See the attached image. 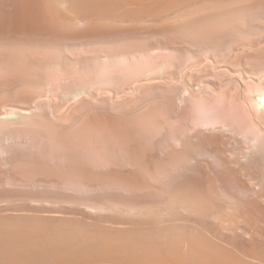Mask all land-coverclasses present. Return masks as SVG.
Wrapping results in <instances>:
<instances>
[{"label":"rangeland","instance_id":"374dc122","mask_svg":"<svg viewBox=\"0 0 264 264\" xmlns=\"http://www.w3.org/2000/svg\"><path fill=\"white\" fill-rule=\"evenodd\" d=\"M28 1L0 0L1 207L14 208L21 203L22 206L28 203L34 207L42 203L48 207L54 202L51 205L56 207L63 204L72 207L71 204L75 203V208L76 202H85V205L90 202L97 208L98 204L110 202L109 209L113 203L112 209L118 210L121 207L117 208L115 204L119 202L120 206L130 203L127 208L137 205L138 210L150 203L147 209L150 210L151 205L152 209L156 206L152 201L158 204L162 200L161 205H157L162 206L171 193L179 195L175 193H180V189L188 186L187 189L191 190L195 186L192 191L196 187L201 188L194 190L199 198L200 193L207 198L212 195L213 198L209 199L215 209L219 210L221 206V209L231 211L228 215L236 218L233 221L236 220L239 227L242 225L244 228L245 225L249 230L252 227L247 232H254V236L264 233V119L257 105L258 95L264 89V0H248L252 2L250 4L241 0V5L233 2L236 9L232 8L233 4L227 3V9L222 4L224 10L220 6L217 10L214 7L216 11L211 14L202 9L205 13L201 14L198 9L194 13L196 16L192 17V12L186 14L194 19L190 21L189 16H185L184 20L189 22L183 18L180 22L178 16L175 19L177 24L163 20L166 24L159 17L150 19L159 18L158 23L161 20L162 26L161 21L157 25V19H154L156 24L153 21L149 24L147 19L146 22L138 21L140 25L126 19H120L121 22L112 20L111 23L103 20L110 23L104 24L102 19L94 18L96 21H93L88 17L94 23L90 27L87 23L91 21L86 17L75 16L77 22L73 21L76 25L68 21L69 31L59 29L61 34L51 29L52 26L48 28V22L44 21L47 18L43 19L46 6L53 8L58 0ZM63 2L58 4L63 6ZM212 10L213 7L211 10L208 8V11ZM37 20H42L40 23L45 26ZM69 26L72 29L76 27L75 33ZM112 27L117 28L114 30ZM13 54L14 59L10 58ZM37 56L43 58L38 59ZM22 112L23 118L19 116ZM17 113L19 117L15 116ZM51 115L54 119L50 118ZM161 165L165 172L156 174ZM187 189L185 192L180 190L181 194L192 195L193 192L188 193ZM78 204L76 207L81 206ZM131 211L133 214L136 212ZM229 217L224 218L229 220ZM249 234L246 233L247 236ZM252 235L248 238L258 237L253 238Z\"/></svg>","mask_w":264,"mask_h":264},{"label":"bare ground","instance_id":"6f19581e","mask_svg":"<svg viewBox=\"0 0 264 264\" xmlns=\"http://www.w3.org/2000/svg\"><path fill=\"white\" fill-rule=\"evenodd\" d=\"M28 1V0H27ZM34 1V0H33ZM43 1V0H42ZM41 1V2H42ZM63 6H60L59 3L62 2V0L55 1L56 6L53 8H48L51 5H48V3L43 5V3H40L42 6H46V13L45 10H43V19L47 18L44 21H47L46 26L49 28L52 26L51 29H54L55 31L60 33L59 29H65L68 30V24L67 22H77L76 17H83L85 19L91 18L92 20L94 18L102 19L103 20H109L118 22V20H133L135 23L137 22L140 25V21L144 20L145 22L148 20V23L151 24L149 21H155L150 20L152 17H159L162 21H174L177 16L179 17V21H187L184 20V17L187 16L186 14L189 12H192L191 16L193 17L196 14V10L202 9L205 12H210V14L214 11H216L219 6L222 7L225 6L226 9L229 5V3L232 8L236 5H241V0H64ZM248 1V0H245ZM254 1V0H253ZM257 1V0H256ZM259 1V0H258ZM263 1V0H261ZM29 2V1H28ZM51 2V1H50ZM232 2V3H231ZM235 4H234V3ZM264 2V1H263ZM27 3V2H26ZM36 3V2H35ZM226 3V5H224ZM249 1L247 2V4ZM252 3V2H250ZM249 3V4H250ZM33 4V2L31 3ZM50 4V3H49ZM53 4V3H52ZM223 4V6H221ZM246 4V3H245ZM261 4V3H260ZM263 4V3H262ZM30 4H28L29 6ZM55 4H53L54 6ZM252 5V4H251ZM230 6V7H231ZM243 6V5H242ZM245 6V5H244ZM248 6V5H247ZM257 6V5H255ZM36 7V6H35ZM33 6V8H35ZM40 7V6H39ZM213 7L212 11L211 10ZM216 7V10H214ZM218 7V8H217ZM224 7V8H225ZM264 7V6H263ZM32 8V9H33ZM205 8V9H204ZM207 8V9H206ZM211 8V9H210ZM230 8V9H232ZM235 8V7H234ZM241 8V7H240ZM249 8V6H248ZM251 8V7H250ZM259 8V7H258ZM262 8V7H261ZM28 9V8H27ZM39 9V8H38ZM42 9V8H41ZM49 9V10H48ZM220 9V8H219ZM236 9V8H235ZM234 9V10H235ZM238 9V8H237ZM198 11L201 12V14L205 13L204 11ZM207 10V11H206ZM224 10V9H222ZM229 10V9H228ZM252 10V9H251ZM259 10V9H258ZM30 11V10H29ZM38 11V10H36ZM40 11V10H39ZM195 11V12H193ZM220 11V10H219ZM231 11V10H230ZM256 11V8H255ZM28 12V11H27ZM32 12V11H31ZM30 12V13H31ZM41 12V11H40ZM39 12V13H40ZM197 12V15L200 13ZM203 12V13H202ZM218 12V11H217ZM234 12V11H233ZM29 13V12H28ZM42 13V12H41ZM195 13V14H194ZM239 12H237L238 14ZM256 13V12H255ZM33 14V13H32ZM207 14V13H206ZM209 14V13H208ZM218 14V13H217ZM224 15V13H222ZM236 14V15H237ZM38 15V14H37ZM42 15V14H41ZM205 15V14H204ZM204 15H200L204 17ZM213 15V14H212ZM234 15V14H232ZM242 15V14H240ZM239 15V17H240ZM46 16V17H45ZM170 16H174V18H171ZM189 16V17H188ZM188 20H192L190 18V15H188ZM196 16V15H195ZM235 16V15H234ZM257 16V15H256ZM264 16V15H263ZM74 17V18H73ZM150 17V18H149ZM200 17V18H202ZM205 17H207L205 15ZM223 17V16H222ZM245 16H243L244 18ZM149 18V19H148ZM157 19V23L158 20ZM169 18V19H168ZM181 18V19H180ZM199 18V19H200ZM208 18V17H207ZM219 18V17H218ZM226 18V17H225ZM232 18V17H231ZM231 20L232 22V19ZM235 18V17H234ZM242 18V16H241ZM27 19V18H26ZM35 19V18H34ZM38 19V17H37ZM75 19V20H74ZM89 20V22L91 21ZM147 19V20H146ZM172 19V20H171ZM198 19V18H197ZM212 19V18H211ZM257 19V18H256ZM263 19V18H262ZM32 20V19H31ZM74 20V21H73ZM84 20L81 18V21ZM87 20V21H88ZM95 20V19H94ZM93 20V21H94ZM95 20V21H96ZM120 20V22H121ZM125 20V21H126ZM160 20V21H161ZM194 20V19H193ZM204 20V19H202ZM213 20V19H212ZM228 20V19H227ZM228 20V21H229ZM236 20V19H235ZM240 20V19H239ZM39 21V20H37ZM42 22V20H40ZM39 21V23H40ZM80 21V20H79ZM93 21L90 23H87L90 27H93L94 24ZM124 21V20H123ZM130 21V22H131ZM139 21V22H138ZM159 21V23H160ZM161 26L164 25L162 24ZM163 21V22H166ZM178 21V20H177ZM197 21V20H196ZM227 21V22H228ZM234 21V20H233ZM246 21V20H245ZM255 21V20H254ZM23 22V21H22ZM74 22L73 25H76ZM84 22V21H83ZM100 22V21H98ZM97 22V23H98ZM172 22V23H174ZM179 22V23H180ZM189 22V21H187ZM186 22V23H187ZM205 22V21H204ZM213 22V21H212ZM221 22V21H220ZM236 22V21H235ZM234 22V23H235ZM247 22V21H246ZM256 22V21H255ZM262 22V21H261ZM32 23V22H31ZM45 23V22H44ZM85 23V22H84ZM92 23V25H91ZM107 23V22H106ZM104 22V24H106ZM111 23V22H110ZM107 23V24H110ZM127 23V21H126ZM147 23V24H148ZM155 23V22H154ZM157 24L158 26L160 24ZM170 23V26L171 24ZM176 23V22H175ZM178 23V22H177ZM176 23V24H177ZM209 23V22H208ZM214 23V22H213ZM212 23V24H213ZM217 23V22H216ZM215 23V24H216ZM230 23V21H229ZM228 23V24H229ZM26 24V22H25ZM33 24V23H32ZM38 24V23H37ZM41 24V23H40ZM40 24L38 26H40ZM81 24V22H79ZM96 24V23H95ZM113 24V23H112ZM116 23L115 25H117ZM133 24V23H131ZM130 24V25H131ZM137 24V25H138ZM148 24V25H149ZM156 24V23H155ZM167 24V22H166ZM183 24V23H182ZM211 24V25H212ZM220 23H218L219 25ZM227 24V23H226ZM227 24V25H228ZM241 24V23H240ZM27 25V24H26ZM42 25V24H41ZM78 25V24H77ZM84 25V24H83ZM86 25V23H85ZM99 25V24H98ZM97 25V27H98ZM120 25V24H118ZM124 25V23L122 24ZM126 25V24H125ZM124 25V26H125ZM135 24V26L137 27ZM144 25V22H143ZM146 25V24H145ZM173 25V24H172ZM175 25V24H174ZM179 25V24H178ZM207 25V24H205ZM204 25V26H205ZM214 25V24H213ZM224 25V24H223ZM230 25V24H229ZM237 25V24H236ZM261 25V24H260ZM24 26V25H23ZM22 26V27H23ZM34 26V25H33ZM37 26V27H38ZM43 26V25H42ZM45 26V25H44ZM43 26V27H44ZM67 26V29L64 28ZM72 26V25H71ZM102 26V25H100ZM99 26V28H100ZM106 26V25H105ZM104 25L102 26L105 27ZM132 26V27H135ZM157 26V27H158ZM168 26V25H166ZM176 26V25H175ZM174 26V27H175ZM184 26V25H183ZM208 26V25H207ZM216 26V25H215ZM238 26V25H237ZM244 26V25H243ZM42 27V28H43ZM70 27V26H69ZM73 27V26H72ZM75 27V26H74ZM95 27V25H94ZM96 27V28H97ZM111 27V26H109ZM119 27V26H118ZM145 28V26H143ZM149 27V26H147ZM146 27V28H147ZM153 27V26H151ZM156 27V26H154ZM164 27V26H163ZM193 27V26H192ZM221 27V26H220ZM223 27V26H222ZM225 27V26H224ZM242 27V26H241ZM251 27V26H250ZM16 28V27H15ZM29 28V27H27ZM27 28L25 30H27ZM34 28V27H33ZM47 28V29H48ZM71 28V27H70ZM69 28V29H70ZM84 28H87L85 26ZM97 28V29H99ZM106 29H109L108 27H105ZM114 28V27H112ZM117 28V27H115ZM114 28V30H116ZM122 29V26L120 27ZM126 28V27H124ZM129 28V27H128ZM127 28V29H128ZM131 28V27H130ZM150 28V27H149ZM159 28V27H158ZM169 28V27H168ZM184 28V27H183ZM227 28V27H226ZM258 28V27H257ZM1 29V28H0ZM9 29V28H8ZM24 29V28H23ZM45 29V28H44ZM43 29V30H44ZM46 29V30H47ZM72 29V28H71ZM70 29V30H71ZM76 30V27L74 28ZM72 29L71 32L74 30ZM82 29V28H81ZM139 29V28H138ZM157 29V28H156ZM179 29V28H178ZM177 29V30H178ZM190 29H192L190 27ZM203 29V28H202ZM209 29V28H208ZM207 29V30H208ZM211 29V28H210ZM216 29V28H215ZM213 29V31L215 30ZM238 29V28H237ZM252 29V28H251ZM20 30V29H19ZM36 28L34 29V31ZM49 30V29H48ZM74 30V33H75ZM80 30V29H77ZM88 30V29H87ZM85 30V31H87ZM92 30V29H90ZM101 30V29H100ZM120 30V29H119ZM130 30V29H129ZM134 30V29H133ZM140 30V29H139ZM163 30V28H162ZM173 30V29H172ZM220 30V29H219ZM218 30V32H219ZM224 30V29H223ZM40 31V30H39ZM50 31V30H49ZM52 31V30H51ZM84 33V29L81 30ZM80 31V32H81ZM104 31V30H101ZM106 31V30H105ZM111 31V30H110ZM124 32V30L122 29ZM121 31V32H122ZM127 31V30H126ZM125 31V32H126ZM131 31V30H130ZM129 31V32H130ZM148 31V29H147ZM187 31V30H186ZM222 31V28L221 30ZM28 32V31H27ZM41 32V31H40ZM56 32V34H57ZM63 32V31H61ZM79 32V33H80ZM81 32V33H82ZM114 32V31H112ZM118 32V30L116 31ZM169 32V31H168ZM198 32V31H197ZM216 32V31H215ZM48 33V32H47ZM53 33V31H52ZM66 33V32H65ZM72 33V34H74ZM94 33V31H93ZM96 33V32H95ZM94 33V34H95ZM101 33V32H100ZM104 33V32H103ZM110 33V32H109ZM120 33V32H118ZM139 33V32H138ZM178 33V32H177ZM181 33V32H180ZM192 33V32H190ZM205 33V32H204ZM208 33V32H207ZM259 33V32H258ZM257 33V34H258ZM263 33V32H262ZM63 34V33H62ZM70 34V35H72ZM91 34V33H90ZM186 34V33H185ZM201 34V33H200ZM197 34V35H200ZM213 34V33H212ZM230 34V33H229ZM66 35H69L68 32ZM83 35V34H82ZM81 35V36H82ZM86 34L84 33V36ZM140 35V34H137ZM194 35V34H192ZM206 35V34H205ZM215 35V33H214ZM79 36V35H78ZM77 36V37H78ZM87 36V35H86ZM99 36V35H98ZM123 36V35H122ZM127 36V35H126ZM146 36V35H145ZM183 36V35H182ZM186 36H188L186 34ZM196 36V35H195ZM210 36V35H209ZM229 36V35H228ZM251 36V34H250ZM262 36V35H261ZM17 37V36H16ZM93 37V36H92ZM100 37V36H99ZM132 37V36H131ZM192 37V36H191ZM202 37V36H201ZM199 36V38L201 39ZM207 37V36H206ZM233 37V36H232ZM239 37V36H238ZM237 37V38H238ZM23 38V36H22ZM124 38V37H123ZM134 38V37H133ZM146 38V37H145ZM187 38V37H186ZM196 37H194L195 39ZM208 38V37H207ZM215 38V36H214ZM212 38V39H214ZM217 38V36H216ZM234 38V37H233ZM114 39V38H113ZM223 39V38H222ZM253 39V38H252ZM7 40V39H6ZM110 40V39H109ZM121 40V39H120ZM173 40V39H172ZM191 40V39H190ZM198 40V39H197ZM205 40V38L203 39ZM208 40V39H207ZM218 40V39H217ZM19 41V40H17ZM14 41V42H17ZM26 41V40H25ZM37 41V40H35ZM104 41V40H103ZM108 41V40H107ZM206 41V40H205ZM221 41V40H220ZM219 41V42H220ZM244 41V40H243ZM10 42V41H9ZM21 42V40H20ZM42 42V41H41ZM97 42V41H96ZM155 42V41H154ZM195 42V40H194ZM200 42V41H199ZM210 42V41H209ZM218 42V41H217ZM4 43V42H3ZM19 43V42H18ZM24 43V41H23ZM22 43V44H23ZM27 43V42H26ZM31 43V42H29ZM34 43V40H33ZM40 43V42H39ZM52 43V42H51ZM120 43V42H119ZM126 43V42H125ZM150 43V42H149ZM160 43V42H159ZM253 43V42H252ZM42 44V43H41ZM47 44V43H46ZM50 44V43H49ZM56 44V42H55ZM98 44V43H97ZM129 44V43H128ZM192 44V43H191ZM198 44V43H196ZM247 44V43H246ZM19 45V44H18ZM33 45V44H32ZM62 45V44H61ZM200 45V44H199ZM231 45V44H229ZM8 46V45H7ZM28 46V45H27ZM115 46V45H114ZM130 46V45H129ZM128 46V47H129ZM141 46V45H140ZM185 46V45H184ZM192 46V45H191ZM228 46V45H227ZM244 46V45H243ZM14 47V46H13ZM46 47V46H45ZM120 47V46H119ZM122 47V46H121ZM180 47V46H179ZM40 48V47H39ZM82 48V47H81ZM255 48V47H254ZM10 49V48H9ZM73 49V48H72ZM101 49V48H100ZM119 49V48H117ZM125 49V48H124ZM69 50V49H68ZM109 50V49H108ZM116 50V49H115ZM146 50V49H145ZM41 51V50H40ZM74 51V50H73ZM167 51V50H166ZM2 52V51H1ZM0 52V53H1ZM4 52V51H3ZM8 52V51H7ZM6 52V53H7ZM15 53V51L13 50ZM39 52V51H38ZM67 52V51H66ZM75 52V51H74ZM165 52V51H164ZM176 52V51H175ZM240 52V51H239ZM10 53V52H8ZM29 53V52H28ZM34 53V52H33ZM77 53V52H76ZM116 53V52H115ZM209 53V52H208ZM11 54V53H10ZM16 54V53H15ZM17 53L16 55H18ZM41 54V53H40ZM52 54V53H51ZM89 54V53H87ZM91 54V53H90ZM114 54V53H113ZM120 54V53H119ZM118 54V55H119ZM168 54V53H167ZM9 55V54H8ZM45 55V54H44ZM68 55V54H67ZM170 55V54H169ZM208 55V54H207ZM232 55V54H231ZM20 56V55H19ZM18 56V58H19ZM43 56V55H42ZM60 56V54H59ZM122 56V55H121ZM175 56V55H174ZM238 56V55H237ZM14 54L12 57L13 58ZM31 57V56H30ZM38 57V56H37ZM37 57H35L37 59ZM54 57V56H53ZM61 57H64L61 55ZM217 57V56H216ZM3 58V56H2ZM16 57V59H18ZM34 58V57H33ZM34 58V59H35ZM43 58V57H38ZM45 58V57H44ZM57 58V57H56ZM73 58V57H72ZM14 59V58H13ZM15 59V61H16ZM30 59V58H28ZM52 59V57H51ZM50 59V60H51ZM122 59V58H121ZM178 59V58H177ZM222 59V58H221ZM21 60V59H20ZM54 60V59H53ZM89 60V58H88ZM100 60V59H99ZM168 60V59H167ZM26 61V60H25ZM35 61V60H34ZM84 61V60H83ZM11 62V60H10ZM220 63V62H219ZM13 64V63H12ZM47 64V63H46ZM53 64V63H52ZM1 65V64H0ZM28 65V64H27ZM51 65V64H50ZM6 66V65H4ZM43 65H40V67ZM8 67V66H6ZM57 67V66H56ZM62 67V66H61ZM141 67V66H140ZM1 68V67H0ZM21 68V67H20ZM26 68V67H25ZM163 68V67H162ZM172 68V67H171ZM5 69V68H4ZM15 69V68H14ZM18 69V68H17ZM51 69V68H50ZM10 70V69H9ZM25 70V69H24ZM47 70V69H46ZM225 70V69H224ZM263 70V69H262ZM4 71V70H3ZM12 71V70H11ZM48 71V70H47ZM52 71V70H51ZM54 71V70H53ZM9 72V71H8ZM14 72V70H13ZM17 72V71H16ZM36 72V71H35ZM44 72V71H43ZM42 72V73H43ZM234 72V71H233ZM2 73V72H1ZM166 73V72H165ZM5 74V73H4ZM1 75V74H0ZM19 75V74H17ZM260 75V73H259ZM4 76V75H3ZM2 76V77H3ZM239 76V75H238ZM257 76V75H256ZM261 76V75H260ZM30 77V76H29ZM48 77V76H47ZM241 77V76H239ZM263 77V76H262ZM39 78V77H38ZM1 79V78H0ZM8 79V78H7ZM16 79V78H15ZM102 80V79H101ZM253 80V79H252ZM37 81V80H36ZM259 81V80H258ZM221 82V81H220ZM1 83V81H0ZM39 83V82H38ZM230 83V82H229ZM239 83V82H238ZM245 83V82H244ZM248 83V82H247ZM219 84V83H218ZM6 85V84H5ZM248 85V84H246ZM258 85V84H257ZM263 85V84H262ZM261 85V89H262ZM41 86V85H40ZM89 87V86H88ZM13 88V87H12ZM23 88V87H22ZM93 88V87H92ZM229 88V87H228ZM258 88V87H257ZM2 89V88H1ZM260 89V90H261ZM259 90V88H258ZM4 91V90H3ZM66 91V90H65ZM64 91V92H65ZM79 91V90H78ZM208 91V90H207ZM260 94L258 95V108L260 109V115L264 119V89L261 90ZM7 92V91H6ZM213 92V91H212ZM74 94V93H73ZM81 94V93H80ZM238 94V93H237ZM248 94V93H247ZM78 95V94H77ZM2 96V95H1ZM67 96V95H66ZM236 96V94H235ZM234 96V97H235ZM233 97V98H234ZM253 97V96H252ZM47 99V98H46ZM63 99V98H62ZM55 100V99H53ZM238 100V99H237ZM26 101V100H25ZM120 101V100H119ZM38 102V101H37ZM121 102V101H120ZM42 106V105H41ZM1 107V106H0ZM251 107V106H250ZM3 108V107H2ZM55 108V107H54ZM51 109V108H50ZM252 110V109H250ZM4 111V110H3ZM39 111V110H38ZM37 111V113H39ZM13 112V111H12ZM32 112V111H31ZM30 112V113H31ZM35 112V111H33ZM21 113V112H20ZM41 113V112H40ZM34 114V113H33ZM51 114V112H50ZM10 115V114H8ZM14 115V114H13ZM12 115V116H13ZM55 115V114H54ZM66 115V114H65ZM15 116H18L15 114ZM14 116V117H15ZM23 118L24 112L19 115ZM18 116V117H19ZM35 116V115H34ZM53 115H51L50 118ZM36 117V116H35ZM34 117V118H35ZM7 118V117H6ZM31 119V118H30ZM54 119V118H53ZM10 120V119H9ZM51 120V119H50ZM5 121V119H4ZM55 121V120H53ZM59 123V122H58ZM76 132V131H75ZM74 132V134H75ZM2 133V132H0ZM8 143V142H7ZM6 145V144H5ZM8 145V144H7ZM196 146V145H195ZM236 148V147H235ZM257 148V147H256ZM7 149V148H6ZM254 151V150H253ZM259 154V153H258ZM249 158V157H248ZM251 158V157H250ZM130 159V158H129ZM245 160V159H244ZM76 161V160H75ZM78 161V160H77ZM263 161V160H262ZM73 162V161H72ZM164 162V161H163ZM248 162V161H247ZM77 163V162H76ZM130 163V162H129ZM80 164V163H79ZM86 165V164H85ZM115 165V164H114ZM121 165V164H120ZM84 166V165H83ZM88 166V165H87ZM90 166V165H89ZM241 166V165H240ZM246 166V165H245ZM91 167V166H90ZM84 168V167H83ZM89 168V167H88ZM41 169V168H40ZM76 169V168H75ZM82 169V168H81ZM115 169V168H114ZM121 169V168H120ZM190 169V168H189ZM259 169V168H258ZM96 170V169H95ZM144 169H142L143 171ZM149 170V169H148ZM166 170V169H165ZM44 171V170H43ZM141 171V170H140ZM230 171V170H229ZM37 172V171H36ZM82 172V171H81ZM99 172V171H97ZM104 172V171H103ZM158 172L164 173V167L161 165L158 169ZM83 173V172H82ZM95 173V172H94ZM117 173V172H115ZM148 173V172H146ZM151 173V172H149ZM44 174V173H43ZM78 174V173H77ZM103 174V173H102ZM105 174V173H104ZM110 174V173H109ZM118 174V173H117ZM32 175V174H31ZM34 175V174H33ZM75 175V174H74ZM82 175V174H81ZM87 175V174H85ZM96 175V174H94ZM106 175V174H105ZM108 175V173H107ZM151 175V174H150ZM153 175V174H152ZM202 175V174H201ZM60 176V175H59ZM78 176V175H77ZM97 176V175H96ZM114 176V175H113ZM76 177V176H75ZM102 177V176H101ZM107 177V176H106ZM145 177V176H144ZM152 177V176H151ZM258 177V176H257ZM51 178V177H50ZM91 178V177H88ZM95 177H93L94 179ZM105 178V177H104ZM103 178V179H104ZM109 178V177H108ZM143 178V177H142ZM161 178V177H160ZM54 179V178H53ZM71 179V178H70ZM97 179V178H96ZM146 179V178H145ZM101 180V179H100ZM105 180V179H104ZM243 180V179H242ZM95 181V179L93 180ZM118 181V180H117ZM121 181V180H120ZM83 182V181H82ZM103 182V181H102ZM107 182H109L107 180ZM111 182V181H110ZM96 183V182H95ZM174 183V182H173ZM172 183V184H173ZM263 183V182H262ZM53 184V183H52ZM91 184V183H90ZM94 184V183H93ZM134 184V183H133ZM118 185V184H117ZM128 185V184H127ZM169 185V184H167ZM189 185V184H188ZM197 185V184H196ZM103 186V185H102ZM138 186V185H137ZM165 186V185H164ZM170 186V185H169ZM104 187V186H103ZM107 187V185H106ZM162 187V186H161ZM183 187V186H182ZM185 187V186H184ZM188 188V186H186ZM195 187V186H193ZM192 187V188H193ZM208 187V186H207ZM125 188V187H124ZM163 188V187H162ZM167 188V186H166ZM176 188V187H175ZM174 188V189H175ZM186 188V189H187ZM187 189V192L190 191L193 192V194L185 195V188L180 189L183 190V194H181V191L179 195H173L171 193L166 198V201L164 200L162 202V206H157L158 204L161 205L162 200H157L156 203L152 204L154 207L152 209H148V206H150V203L147 207L146 204L143 205L142 208L137 209L134 205H130V208H127L125 205L121 204L119 205V202L115 204L117 208L121 207L120 211L117 209H112L113 203H111L112 207H108L109 203L104 204H98L97 208L95 203H87L85 205L83 202L78 204L76 202V205H83L81 207L73 208L66 206L63 204V206L56 207L55 205H48L42 206V203L36 207L35 205L25 204V206H22V203L14 206L13 202H11L14 206V208H3L0 205V264H264V243L262 237V233L259 235V233L254 236V232H247L249 229L248 227L241 228L233 221V219H236L234 217H229L231 215V211L228 212L226 210H223L219 207L215 209V206L212 205L209 198H213L211 194V197H206L204 194L197 192L198 196L196 195V192ZM199 188V189H198ZM196 190H201L200 187H198ZM96 189V188H95ZM104 189V188H102ZM170 190V188H167ZM185 189V190H184ZM203 189V188H202ZM211 189V188H210ZM215 188L213 187V190ZM204 190V189H203ZM98 191V190H97ZM131 191V190H130ZM166 191V190H164ZM172 191V190H170ZM170 191L168 193H170ZM178 191V190H177ZM209 191V188L207 189ZM220 191V190H219ZM159 192V191H158ZM158 192H156L158 194ZM210 192V191H209ZM155 193V194H156ZM161 193V192H160ZM163 193V191H162ZM211 193V192H210ZM216 193V192H215ZM220 193V192H219ZM46 194V193H45ZM207 194V193H206ZM222 194V192H221ZM25 195V194H24ZM160 195V194H159ZM162 195V194H161ZM160 195L162 199L163 197ZM198 198H196V196ZM9 196V195H8ZM19 196V195H18ZM26 196H28L26 194ZM31 196V195H30ZM101 196V195H100ZM156 196V195H155ZM158 196V195H157ZM203 196V197H201ZM204 196L207 198L205 199ZM223 196V195H222ZM12 197V196H11ZM51 197V196H50ZM121 197V196H120ZM119 197V198H120ZM142 197V196H141ZM153 197V196H152ZM218 197V196H217ZM216 197V198H217ZM3 198V197H2ZM19 198V197H18ZM27 198V197H26ZM32 198V197H31ZM30 198V199H31ZM37 198V197H36ZM109 198V197H108ZM113 198V197H111ZM156 198V197H155ZM159 198V196L157 197ZM159 198V199H161ZM204 198V199H203ZM215 198V199H216ZM222 198V197H221ZM6 199V198H5ZM9 199V198H8ZM124 199V198H122ZM131 199V198H130ZM137 199V198H136ZM152 199V198H150ZM203 199V200H202ZM215 199L211 200L213 203H215ZM222 199H225L224 196ZM220 199V202L221 200ZM1 200V198H0ZM13 200V199H12ZM33 200L35 198L33 197ZM32 200V201H33ZM42 200V199H41ZM52 200V199H51ZM59 200V199H58ZM76 201L78 199H75ZM74 200V202H75ZM95 200V199H94ZM104 200V198H103ZM111 200V199H109ZM113 200V199H112ZM126 200V199H125ZM154 200V199H153ZM207 200V201H206ZM209 200V201H208ZM8 201V200H7ZM5 201V202H7ZM16 201V199H15ZM22 201V200H21ZM37 201V200H36ZM40 201V200H38ZM48 201V202H49ZM63 201V200H62ZM83 201V200H82ZM146 201V200H145ZM206 203H205V202ZM218 201V199H217ZM231 201V200H230ZM234 202V200H232ZM1 202V201H0ZM4 202V201H3ZM2 202V203H3ZM17 202V201H16ZM16 202H14L16 204ZM35 202V201H34ZM46 202V201H45ZM46 202V203H48ZM57 202V201H55ZM69 202V201H67ZM81 202V201H79ZM92 202V201H91ZM106 202H108L106 200ZM160 202V203H159ZM211 203L207 205V203ZM224 202V200H223ZM222 202V203H223ZM228 202V201H226ZM8 203V202H7ZM7 203H5L7 205ZM38 203V202H37ZM45 203V204H46ZM98 203V202H97ZM100 203V202H99ZM102 203V202H101ZM137 203V202H136ZM135 203V204H136ZM142 203V202H141ZM222 203L220 205H222ZM238 203V202H235ZM234 203V204H235ZM4 204V203H3ZM9 204V203H8ZM31 204H33L31 202ZM91 204V205H90ZM217 202L215 203V205ZM227 204V203H226ZM231 204V203H230ZM233 204V203H232ZM4 205V206H6ZM11 205V204H9ZM30 205V206H28ZM38 205V204H37ZM61 205V204H60ZM64 205L66 206L64 208ZM218 205V204H217ZM225 205V202H224ZM20 206V207H19ZM52 206V207H51ZM56 208H55V207ZM95 206V207H94ZM102 206H106L108 208H99ZM114 206V208H115ZM142 205L140 204L139 207ZM227 206V205H226ZM225 206V207H226ZM230 206V205H229ZM256 206V205H255ZM63 207V208H62ZM124 207V208H123ZM133 207L134 209H132ZM146 207V209H144ZM217 207V206H216ZM224 207V206H223ZM222 207V208H223ZM231 207V206H230ZM234 207V206H232ZM237 208V206H235ZM235 208V209H236ZM248 208V207H247ZM246 208V209H247ZM126 209H130L128 211H124ZM144 209V210H143ZM155 209V210H154ZM221 209V210H220ZM225 209V208H224ZM228 209V208H227ZM231 210H234L233 208H229ZM134 210V213L131 211ZM138 213H143L141 216ZM149 212H147V211ZM223 210V211H222ZM248 210V209H247ZM132 214H131V212ZM146 211V213H145ZM221 211V213H219ZM226 211V212H225ZM235 211V210H234ZM129 212V213H128ZM226 214L230 219L227 220L225 218ZM251 212V211H249ZM228 213H230L228 215ZM252 213V212H251ZM236 214V213H235ZM254 214V213H253ZM234 215V214H233ZM244 215V214H243ZM249 215V214H248ZM247 215V216H248ZM251 215V214H250ZM225 218H224V217ZM239 216V214H238ZM236 217V216H235ZM253 218V217H251ZM250 218V219H251ZM242 219V218H240ZM243 220V219H242ZM256 222V219H253ZM228 221V222H227ZM230 221V222H229ZM232 221V222H231ZM249 221V220H248ZM247 221V222H248ZM259 221V220H258ZM257 221V222H258ZM261 221V220H260ZM242 222V221H241ZM246 222V221H244ZM253 221V223L255 224ZM262 222V221H261ZM240 223V222H238ZM243 223V222H242ZM241 223V224H242ZM248 224V223H247ZM252 224V226H254ZM258 224V223H256ZM247 226V225H246ZM263 226V225H262ZM257 227V226H256ZM246 228V229H245ZM250 228V227H249ZM252 228V227H251ZM250 228V230H251ZM254 228V227H253ZM244 229V231H242ZM249 230V231H250ZM256 230V229H255ZM251 237H259L251 239L248 238L246 235ZM262 238V239H261ZM258 239V240H256ZM261 241V242H260Z\"/></svg>","mask_w":264,"mask_h":264}]
</instances>
